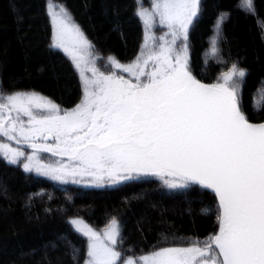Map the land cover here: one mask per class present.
Segmentation results:
<instances>
[{
  "label": "snow or ice",
  "instance_id": "snow-or-ice-1",
  "mask_svg": "<svg viewBox=\"0 0 264 264\" xmlns=\"http://www.w3.org/2000/svg\"><path fill=\"white\" fill-rule=\"evenodd\" d=\"M243 10L257 15L253 0H244ZM199 11L200 0H151L150 10L137 0L145 29L141 51L127 65L108 57L106 74L67 10L49 6L51 46L78 70L81 102L62 110L36 93L0 94V137L17 145L0 143V157L27 174L96 187L155 178L169 192L197 186L218 201V232L123 261L116 217L102 235L70 217L68 224L87 240L84 264H264V122H251L241 105L246 70L236 63L215 83L192 74L189 33ZM225 15L216 17L217 32ZM157 26L164 35L154 34ZM41 153L58 159L45 163ZM31 206L30 196L25 208Z\"/></svg>",
  "mask_w": 264,
  "mask_h": 264
},
{
  "label": "trees",
  "instance_id": "trees-1",
  "mask_svg": "<svg viewBox=\"0 0 264 264\" xmlns=\"http://www.w3.org/2000/svg\"><path fill=\"white\" fill-rule=\"evenodd\" d=\"M136 1L0 0V92L36 93L63 110L76 106L80 81L68 59L50 47L47 3L67 10L93 51L129 63L142 39ZM253 2L256 16L243 10L244 0H200L189 33V66L206 84L217 82L233 63L246 70L241 105L251 122H264V0ZM220 13L226 15L217 32ZM217 205L210 190L169 192L155 178L101 190L73 188L24 173L0 157V264H84L86 241L68 224L70 217L93 229L116 217L117 250L124 257L154 246H186L188 237L204 240L216 232Z\"/></svg>",
  "mask_w": 264,
  "mask_h": 264
},
{
  "label": "rangeland",
  "instance_id": "rangeland-1",
  "mask_svg": "<svg viewBox=\"0 0 264 264\" xmlns=\"http://www.w3.org/2000/svg\"><path fill=\"white\" fill-rule=\"evenodd\" d=\"M49 6H51V8H52L53 11H57V12L60 10L61 6H60V5H57V4L54 3V2H48V3H47V8H46L47 16H48V18H49V23H50V27H51V39H50L49 44H50V47L53 48V47L51 46V45H52V32H53V27H52L51 16L49 15ZM136 6H137V1H136ZM142 6H143L145 9L150 10V9H151V0H142ZM136 15H137V7H136ZM138 18H139V17H138ZM139 20H140V19H139ZM140 22H141V24H142V39H141L140 49H139V52H138L137 55H139V53H140V51H141V47H142V45H143V43H144V36H145V29H144L143 23H142L141 20H140ZM165 32H166V29L161 28V27H159V26H157V27L154 29V34H155L157 37H160V36L164 35ZM53 49L58 50L59 52H61V53H62V54L68 59V61L70 62L71 66L73 67V69L75 70V72H76V74H77V76H78V78H79L80 86H81V77H80V75H79L78 70L75 68L74 63H73V61L71 60V58H70L67 54H65L62 50H60V49H56V48H53ZM91 52H92V56H93V57H98V58H99V59H96V66H97L101 71L105 72L106 74L109 73L110 71H112L111 66L108 65V57H109V56H106V55H102V54L96 53V52L93 51L92 49H91ZM134 60H135V59H134ZM134 60H133V61H134ZM131 62H132V61H131ZM131 62H129V63H131ZM129 63H120V64H122V65H127V64H129ZM106 65H107V66H106ZM148 70H150V69H146V71H148ZM116 71H117V74H119V75H123L126 79L130 78L129 75H128V73L119 72V70H116ZM87 75L91 76V73L89 72V73H87ZM28 93H30V92H28ZM0 94L8 95V94H12V93H1V92H0ZM82 96H83V91H82V86H81V98H80L79 103L81 102ZM79 103H78V104H79ZM74 107H75V106H74ZM74 107H73V108H74ZM71 109H72V108H71ZM62 110H63V109H62ZM68 110H70V109H68ZM25 119H26V118H25ZM0 143H11L13 147H17V145H16L14 142H8V141H6L3 137H0ZM23 150L26 152V154L30 152V149H27L26 146L24 147ZM40 155H41V158H42L43 162H45V163H51V162H54L56 159H58V158H56V157H52L50 154H47V153H41ZM1 158H2V157H1ZM2 159H3V158H2ZM65 159H66V158H65ZM3 160H4V159H3ZM4 161H5V160H4ZM13 166H16V167L19 168L21 171H23V169H22L21 166H17V165H13ZM23 172H24V171H23ZM24 173H25V172H24ZM31 175H34V176H36V177H39V176H37L35 173H31ZM40 178H43V177H40ZM43 179L48 180V179H46V178H43ZM83 179H84L85 181H88V180L90 179V177H84ZM49 181H51V180H49ZM51 182L56 183V184H59L58 182H54V181H51ZM126 183H128V182H126ZM126 183H123V184H126ZM123 184H120V185H123ZM60 185H70V186L73 187V188L85 189V190H88V191H89V190H101V189L115 188V187L120 186V185H115V186H108V185H105V186H101V187H96V186H90V185H87V184H85V183H81V184H73V183H71V182H69V183H67V184H60ZM85 223H86V222H85ZM106 226H107V225H106ZM71 228H72V227H71ZM72 229H73V228H72ZM105 229H106V227H103L102 229H94V230L97 231L98 233H100V234L102 235ZM216 232H218V220H217V230H216ZM77 234H78V233H77ZM79 235H80V234H79ZM82 237H83V236H82ZM83 238L85 239V241H86V246H87V240H86L85 237H83ZM186 246H188V245H186ZM150 252H151V251H149V252L146 253V254H149ZM146 254H143V255H146ZM140 256H141V255H139V256H133V258H138V257H140ZM127 258H129V257H124V256H122V261H123L124 259H127ZM122 261H121V264H122Z\"/></svg>",
  "mask_w": 264,
  "mask_h": 264
}]
</instances>
